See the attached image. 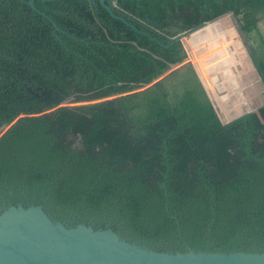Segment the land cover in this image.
Returning a JSON list of instances; mask_svg holds the SVG:
<instances>
[{
	"label": "trees",
	"instance_id": "1",
	"mask_svg": "<svg viewBox=\"0 0 264 264\" xmlns=\"http://www.w3.org/2000/svg\"><path fill=\"white\" fill-rule=\"evenodd\" d=\"M29 1L0 0V128L19 118L0 136V207L159 252L264 253V0L107 2L127 24L98 2L35 0L42 16ZM227 15L249 58H224L215 89L189 37ZM205 23L183 42L210 98L175 40Z\"/></svg>",
	"mask_w": 264,
	"mask_h": 264
},
{
	"label": "water",
	"instance_id": "2",
	"mask_svg": "<svg viewBox=\"0 0 264 264\" xmlns=\"http://www.w3.org/2000/svg\"><path fill=\"white\" fill-rule=\"evenodd\" d=\"M34 1L28 2L29 7L44 16L35 8ZM88 1L98 2L113 18L127 24L106 5L110 2L116 6L118 1L123 0ZM50 22L58 31V27ZM207 25L205 23L203 27ZM195 32L197 30L179 34L175 40L181 42L185 50L184 39ZM132 45L136 47L134 41ZM184 64L175 65L172 69L177 71ZM215 111L218 115L217 108ZM17 120L2 126L0 136L10 130ZM0 264H264V253L194 252L190 247L184 253L159 252L134 243L110 228L96 229L90 224L70 226L53 220L41 205L24 206L20 203L0 210Z\"/></svg>",
	"mask_w": 264,
	"mask_h": 264
},
{
	"label": "rangeland",
	"instance_id": "3",
	"mask_svg": "<svg viewBox=\"0 0 264 264\" xmlns=\"http://www.w3.org/2000/svg\"><path fill=\"white\" fill-rule=\"evenodd\" d=\"M213 12L215 13V15H217L216 14L217 10L214 9ZM230 18H231V16L227 15V16L218 17L217 19H215L213 21V22L220 23V25H222L221 27L226 31L225 33H223L220 36H217L215 39L209 38V36H207V34L203 35L202 33H199L200 35H203L204 38L198 37L196 39L197 42L195 43V45L192 44L194 46V49L195 48L197 49L201 46H206V45H209L212 43L214 44V47L206 49L201 53L199 52V56H198L201 63H202L203 68L205 69V72L209 75L210 82L214 88H217L218 86L224 84L226 82V80L229 79V74H228V72H226L227 69L225 66L224 58H227L229 64L232 63V61H233L232 56L235 53H239L240 55L246 57V60H248V58H249L247 53H246V50L242 44L241 38L239 37V35L235 31V29L231 23ZM260 26L262 29H264V21L261 23ZM204 27L200 28L199 30L203 29ZM199 30H197V31H199ZM217 38H219V39H217ZM231 44L233 45L232 48L230 47L227 51H224V53L220 51V48L222 50V47H223V49L225 50V48ZM185 50H186L187 58H186L184 63H188V64L192 65L200 83L202 84V86L203 85L205 86V84H204V82L200 76V73L197 70V62H196L197 58L195 56H192V54H193L192 51L188 50L187 48H185ZM230 66H234V63L230 64ZM250 67H251L250 71L252 72L251 82L253 84L251 86L250 90H251V92L255 91V96H252L255 100L254 108L262 107V106H264V83L262 82V79L258 75V73H257L256 69L253 67V65ZM250 71L247 68V72L250 73ZM175 72H176L175 69H170L161 79L163 80L166 77L173 75ZM256 100H259L260 102L256 103ZM254 108H252V109H254ZM259 123H264V120L262 119Z\"/></svg>",
	"mask_w": 264,
	"mask_h": 264
},
{
	"label": "bare ground",
	"instance_id": "4",
	"mask_svg": "<svg viewBox=\"0 0 264 264\" xmlns=\"http://www.w3.org/2000/svg\"><path fill=\"white\" fill-rule=\"evenodd\" d=\"M225 33V32H224ZM223 34V33H222ZM222 34H219L218 36H220V35H222ZM198 37H201V38H204V36L203 35H200L199 33H196V34H194V35H192V36H190L189 37V41H190V43L191 44H194L195 45V43L197 42V38ZM217 37V36H216ZM228 38V37H227ZM226 38V39H227ZM217 39H219V38H217ZM222 40V39H221ZM212 45L213 44H209V45H206V46H201V47H199V48H195L194 49V51H195V53H196V55L198 56L199 55V52L201 53V52H203L204 50H206V49H209V48H212Z\"/></svg>",
	"mask_w": 264,
	"mask_h": 264
},
{
	"label": "flooded vegetation",
	"instance_id": "5",
	"mask_svg": "<svg viewBox=\"0 0 264 264\" xmlns=\"http://www.w3.org/2000/svg\"><path fill=\"white\" fill-rule=\"evenodd\" d=\"M261 27V26H260ZM220 51L221 52H223L224 53V51H226V50H224L223 49V47H222V50H221V48H220ZM222 53V54H223ZM199 56V55H198ZM244 56H240L237 60H234L233 59V61H232V63H230V64H233L234 63V66H232V67H234V68H237L240 64H241V62L246 58V57H244ZM232 59V58H231ZM201 62V61H200ZM229 63V62H228ZM202 64V63H201ZM229 64V65H230ZM226 72H228V71H226ZM207 74V73H206ZM228 74H229V72H228ZM208 75V74H207ZM209 76V75H208ZM174 79V78H173ZM172 79V80H173ZM231 80V78H230V74H229V79L228 80H226V82L224 83V84H222V85H220V86H218L217 88H219V87H222V86H224V85H226L229 81ZM210 84H211V82H210ZM211 86H212V84H211ZM212 88H214L213 86H212ZM216 89V88H215ZM20 204V203H19ZM2 208H4L3 206L2 207H0V210L2 209Z\"/></svg>",
	"mask_w": 264,
	"mask_h": 264
},
{
	"label": "crops",
	"instance_id": "6",
	"mask_svg": "<svg viewBox=\"0 0 264 264\" xmlns=\"http://www.w3.org/2000/svg\"><path fill=\"white\" fill-rule=\"evenodd\" d=\"M224 38V37H223ZM212 43V42H211ZM213 44V43H212ZM212 47H214V44L212 45ZM232 48L233 47V45L231 44V45H229V46H227L226 48H225V50L227 51L229 48ZM214 49V48H213Z\"/></svg>",
	"mask_w": 264,
	"mask_h": 264
}]
</instances>
